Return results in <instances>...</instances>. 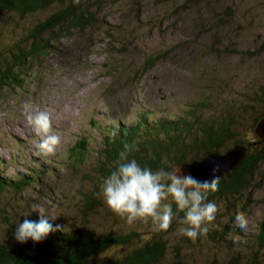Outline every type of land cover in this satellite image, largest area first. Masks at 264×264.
Instances as JSON below:
<instances>
[{"label":"rangeland","instance_id":"obj_1","mask_svg":"<svg viewBox=\"0 0 264 264\" xmlns=\"http://www.w3.org/2000/svg\"><path fill=\"white\" fill-rule=\"evenodd\" d=\"M85 5L93 12L91 24L58 31L54 49L27 62L21 85L0 92V172L29 179L33 160L44 170L28 188L0 192V241L35 255L52 248L50 233L35 243L13 238L16 223L28 216L39 219V209L34 210L39 205L62 231L136 234L126 249L110 259L105 256L112 252L103 256L107 261L161 236L166 248L155 264H226L232 257L237 264H261L254 241L264 225V164L238 197L217 195L222 207L204 231L225 229V240L210 241L199 232L182 235L176 215L160 231L141 221L128 224L97 195L93 211L83 206L110 169L99 160L102 129L109 124L143 113L148 121L186 118L195 129L197 122L232 112L238 138L252 137L256 119L263 128L264 0H86ZM12 16L0 15V54L21 39L24 23ZM25 102L48 111L51 130L60 137L54 152L38 154L39 138L24 118ZM81 140L87 151L77 160L72 152ZM238 211L247 219L243 230L233 222Z\"/></svg>","mask_w":264,"mask_h":264},{"label":"trees","instance_id":"obj_2","mask_svg":"<svg viewBox=\"0 0 264 264\" xmlns=\"http://www.w3.org/2000/svg\"><path fill=\"white\" fill-rule=\"evenodd\" d=\"M86 0H0V15H13L16 21L24 23L20 38L4 47L6 51L0 54V92L7 87L20 86L27 77L25 66L29 61H37L39 56L49 53L55 47L58 31L74 32L81 30L84 24H91L93 12L85 5ZM53 10L43 18L36 14ZM264 117L261 116L260 119ZM213 122H200L192 128L186 118L169 119L158 117L148 121L145 114L136 115L130 122L112 123L102 129V147L99 160L110 165L109 172L114 167L118 154L128 145V156L135 158L141 166L153 169L179 167L185 163L198 161L206 154L223 153L227 149L240 145L246 149L244 158L228 173L220 177L218 185L209 186V194L219 195L225 199L236 198L251 186V181L260 164H264V138L256 134L253 124L252 137L238 138L235 118L232 112H224ZM72 152L77 160H81L87 151V142H78ZM166 158V161L163 159ZM29 179L25 174L17 177L3 176L0 172V192L11 190L20 192L28 188L29 180L37 179L40 169L37 160L32 161ZM100 166V165H98ZM1 171V169H0ZM22 176V177H20ZM97 191V189H96ZM84 197L87 203L84 210L90 212L95 209L94 196L96 192H88ZM94 195V196H93ZM175 210V208H174ZM180 219L183 212L176 214ZM29 220L30 216L27 217ZM35 221L38 218H34ZM8 222V217L3 218ZM50 236L54 239L52 248L44 247L43 253L35 255L22 247L13 246L10 242L0 241V264H155L163 256L166 241L161 236L158 240L144 241L141 246L131 247L119 252L118 257L110 259L113 253L132 243L135 233L97 234L87 229L60 230L54 226ZM228 231L213 230L210 233L202 230L199 235L210 241L225 240ZM254 246H258L261 253V264H264V225L261 224L256 233ZM250 263V262H249ZM254 263V262H253ZM226 264H237L236 258H229Z\"/></svg>","mask_w":264,"mask_h":264},{"label":"clouds","instance_id":"obj_3","mask_svg":"<svg viewBox=\"0 0 264 264\" xmlns=\"http://www.w3.org/2000/svg\"><path fill=\"white\" fill-rule=\"evenodd\" d=\"M22 108L27 125L39 138L36 145L38 154L54 152L60 137L51 130L48 111L35 108L28 102ZM128 150L129 146L125 145L124 151L114 161V167L101 178L99 190L95 193L112 212L128 224L137 221L148 223L153 231L167 229L173 217L183 212L180 218L183 226L179 232L189 238L209 228L208 221L222 207V201L209 194V185L220 183L216 161L213 162L212 172L206 173L203 179H196L183 173L179 167L153 169L141 166L135 158L128 156ZM163 159L166 161V158ZM35 209H39L38 220L24 219L16 223L13 238L17 242L31 240L35 243L55 230L48 215L43 214V209L39 205ZM233 222L242 230L247 227L243 212H236Z\"/></svg>","mask_w":264,"mask_h":264},{"label":"water","instance_id":"obj_4","mask_svg":"<svg viewBox=\"0 0 264 264\" xmlns=\"http://www.w3.org/2000/svg\"><path fill=\"white\" fill-rule=\"evenodd\" d=\"M262 119L261 123L263 124V128H259L260 123H257L255 132L259 137L264 138V117H262ZM245 152L246 149L243 146L235 145L223 153H208L198 161L185 163L180 166V169L183 173L191 174L196 179H203L206 173L213 171V162L216 161L221 177L223 174L228 173L239 164V162L244 158Z\"/></svg>","mask_w":264,"mask_h":264}]
</instances>
